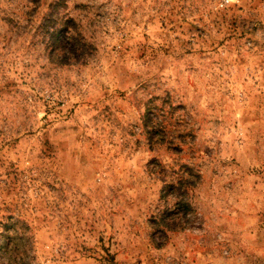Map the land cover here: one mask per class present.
<instances>
[{"label": "rangeland", "instance_id": "rangeland-1", "mask_svg": "<svg viewBox=\"0 0 264 264\" xmlns=\"http://www.w3.org/2000/svg\"><path fill=\"white\" fill-rule=\"evenodd\" d=\"M56 1L0 0V264H264V0H61L71 67Z\"/></svg>", "mask_w": 264, "mask_h": 264}, {"label": "trees", "instance_id": "trees-1", "mask_svg": "<svg viewBox=\"0 0 264 264\" xmlns=\"http://www.w3.org/2000/svg\"><path fill=\"white\" fill-rule=\"evenodd\" d=\"M63 6L64 2L61 0L48 6V13L39 25L40 36L43 38L48 58L53 65L60 67L81 66L93 53L94 48L86 41L80 28L71 18L59 15L57 11ZM150 113V109L147 107L145 117L147 118ZM151 129L155 133L159 130L153 126ZM170 189L172 190V188Z\"/></svg>", "mask_w": 264, "mask_h": 264}]
</instances>
